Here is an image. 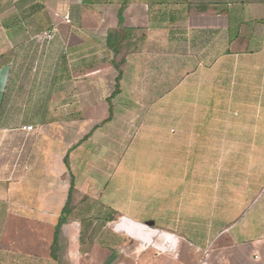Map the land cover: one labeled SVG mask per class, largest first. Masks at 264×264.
Returning a JSON list of instances; mask_svg holds the SVG:
<instances>
[{
  "label": "crops",
  "instance_id": "crops-1",
  "mask_svg": "<svg viewBox=\"0 0 264 264\" xmlns=\"http://www.w3.org/2000/svg\"><path fill=\"white\" fill-rule=\"evenodd\" d=\"M73 180L70 214L264 264V0H0V264H59Z\"/></svg>",
  "mask_w": 264,
  "mask_h": 264
},
{
  "label": "rangeland",
  "instance_id": "rangeland-1",
  "mask_svg": "<svg viewBox=\"0 0 264 264\" xmlns=\"http://www.w3.org/2000/svg\"><path fill=\"white\" fill-rule=\"evenodd\" d=\"M69 216L76 219L72 222L76 237L70 242L67 237L61 240L57 249L59 264H198V250L193 246L183 252L164 239L155 247L139 228L119 233L122 218L115 214L109 215L113 220L106 221L105 213L96 209L87 212L78 205Z\"/></svg>",
  "mask_w": 264,
  "mask_h": 264
},
{
  "label": "trees",
  "instance_id": "trees-1",
  "mask_svg": "<svg viewBox=\"0 0 264 264\" xmlns=\"http://www.w3.org/2000/svg\"><path fill=\"white\" fill-rule=\"evenodd\" d=\"M73 190H74V180L71 183L69 200H68L65 208L63 209V213L59 219V222L57 223V225L55 226V229H54V239H53V242H52L50 249H51V255L57 260H60L58 254H57V249L59 248V235H60L62 226L68 221V215L70 214L71 209H72L70 206V203L72 201Z\"/></svg>",
  "mask_w": 264,
  "mask_h": 264
},
{
  "label": "built area",
  "instance_id": "built-area-1",
  "mask_svg": "<svg viewBox=\"0 0 264 264\" xmlns=\"http://www.w3.org/2000/svg\"><path fill=\"white\" fill-rule=\"evenodd\" d=\"M60 17H62L63 21L66 23L72 22L70 13H65ZM55 29H56V23L54 22L51 29L43 30L42 32L38 33L37 38L44 39V40H50L53 37ZM25 128L28 130H31L33 129V126L29 125V126H25Z\"/></svg>",
  "mask_w": 264,
  "mask_h": 264
},
{
  "label": "bare ground",
  "instance_id": "bare-ground-1",
  "mask_svg": "<svg viewBox=\"0 0 264 264\" xmlns=\"http://www.w3.org/2000/svg\"><path fill=\"white\" fill-rule=\"evenodd\" d=\"M122 226V225H121ZM145 237V235H143ZM143 248V247H142Z\"/></svg>",
  "mask_w": 264,
  "mask_h": 264
}]
</instances>
